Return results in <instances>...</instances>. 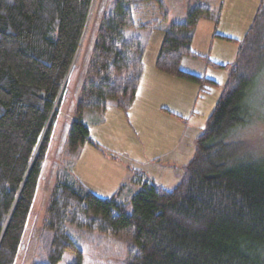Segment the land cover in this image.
Wrapping results in <instances>:
<instances>
[{
    "label": "trees",
    "instance_id": "16d2710c",
    "mask_svg": "<svg viewBox=\"0 0 264 264\" xmlns=\"http://www.w3.org/2000/svg\"><path fill=\"white\" fill-rule=\"evenodd\" d=\"M93 1L0 0V264L16 260ZM139 8L137 0H113L100 23L68 135L71 158L92 144L84 116H102L111 101L126 112L135 100L145 43L125 33ZM200 20L217 25L219 12L192 8L171 24L154 68L208 94L217 83L181 69L185 58L222 68L191 49ZM218 38L240 44L236 60L176 186L166 190L135 171L136 192L126 198L121 186L100 198L58 174L43 222L47 248L35 264H59L66 253L83 264L67 226L132 242L125 264H264V159L242 154L236 138L255 117L247 103L264 69V0L240 42Z\"/></svg>",
    "mask_w": 264,
    "mask_h": 264
},
{
    "label": "rangeland",
    "instance_id": "374dc122",
    "mask_svg": "<svg viewBox=\"0 0 264 264\" xmlns=\"http://www.w3.org/2000/svg\"><path fill=\"white\" fill-rule=\"evenodd\" d=\"M112 1H93L75 66L67 80L57 113L52 121L45 159L14 264H35L47 248V234L43 231V222L51 190L56 176L60 173L66 174L70 182L84 187L90 193V190L94 192L107 190L111 188L112 174L109 168L104 167L106 162L104 158H115L114 160L127 164L131 170V177L133 172L138 171L131 169L134 164L132 158L121 157L120 153L126 151L138 157L159 159L157 164L161 167L157 170L160 172L157 170L153 172L160 173L161 177L152 175L151 168L146 171L157 177V184L166 190L176 186L183 176L180 177L181 169L174 172L176 178H173L172 171L166 166L172 161L178 167L179 163L187 160V154L190 155L192 146L193 154L192 142L205 129L206 121L229 79L240 44L218 38L210 45L207 39L211 34L207 30V25L210 26L209 21L200 20L208 24L195 28L194 45L191 49L197 52V55L208 58L222 68L215 69L204 61L185 58L181 64L182 71L194 76H202L206 72V77H202L218 85L208 94L200 93L195 103L194 97L191 96L192 92L189 94L190 89H187L188 84H194L166 76L154 68L164 32L171 24L185 21L190 9L205 4L213 6L216 2L219 4V8L215 9L219 12V24L213 26L214 29L216 28L214 33L217 37H228L240 42L260 4V0H137L140 8L132 14L134 28L125 33L126 38H137L145 43L142 60L144 71L133 102L134 106L129 111L122 112L111 101L108 102L102 116L97 114L84 116L83 120L92 144H85L75 154L76 158H71L67 154V143L76 113V104L80 99L92 59L98 28ZM141 24L146 27H140ZM172 82H178L180 86L170 84ZM247 104L251 107L252 113L255 112V117L249 126L238 131L236 138L242 142V154L252 160L264 159V69L258 76L256 85L253 84L249 91ZM161 108L174 110V114L177 115H179L177 112L182 113L183 120L175 116L158 115L156 111H160ZM191 108L196 114L190 115ZM131 113L135 114L133 118ZM143 113L145 115L142 118L148 120L147 124L139 122V114ZM177 121L180 123L178 126ZM94 149L99 150V156ZM94 153H97L95 157ZM191 159L192 157H189L187 164ZM129 185H132L131 180L126 184L127 187L124 185L123 192L126 193L127 189L136 186ZM66 231L83 252V264H125L130 255V245L135 247L132 242L126 240L72 226H67ZM65 256L67 258L59 264H71L73 256L67 253Z\"/></svg>",
    "mask_w": 264,
    "mask_h": 264
},
{
    "label": "crops",
    "instance_id": "0c3cea01",
    "mask_svg": "<svg viewBox=\"0 0 264 264\" xmlns=\"http://www.w3.org/2000/svg\"><path fill=\"white\" fill-rule=\"evenodd\" d=\"M198 7V6H197ZM200 8H204V9H208V10H210V11H215V9H217V8H219V4L218 3H216L215 2V4L213 5V6H210V5H207V4H205V6H199ZM200 22V23H199ZM198 23H197V26H196V29L197 28H199V26H202V25H204V24H210V26L209 25H207L208 26V32L209 33H211L208 37H207V39H208V43L210 44V45H212V44H214V41L215 40H218V37H217V35H216V33H214L215 32V30H216V28L214 29L213 28V26H214V23L213 22H211V21H209L208 23H203L202 21H199ZM199 24V25H198ZM219 24V20H218V23H217V25ZM194 35H195V33H194ZM194 35H193V38H192V43H191V48L193 49V45H194ZM223 37V36H222ZM220 39V38H219ZM205 43H207V41L205 40ZM194 53H197V52H195L194 50H192ZM185 60V59H184ZM184 60H182V62L184 61ZM182 62H181V64H182ZM206 69H207V67H206ZM144 71V70H143ZM207 71V70H206ZM206 75V72H205V74H203L202 76H205ZM142 76H143V74H142ZM206 77V76H205ZM141 79H142V77H141ZM140 83H141V80H140ZM140 83H139V86H140ZM170 84H173V85H175V86H180L179 85V83L178 82H172V83H170ZM186 84H188V83H186ZM139 86H138V89H137V92H138V90H139ZM184 90H185V88H183ZM187 89H190V91H189V94L192 92V94H191V96L192 97H194V101H195V103L197 102V100H198V97H199V94H200V92H199V88H197L196 86H194V85H190V84H188L187 85ZM137 92H136V94H137ZM166 94H167V92H166ZM132 106H134L133 104L131 105V107L128 109V111L132 108ZM174 110H167L166 108H161L160 109V111L158 110V111H156V113L158 114V115H164V116H175V117H178L180 120H183V117H182V113H179V112H177L179 115H177L176 113L174 114V112H173ZM128 114H129V116H130V113L128 112ZM194 114H196V113H194V110H193V108H191L190 109V115H194ZM134 113L132 114L131 113V117L133 118L134 117ZM145 115V113H143V114H139V122L140 123H143V124H147L146 123V121H148V120H143V116ZM181 115V116H180ZM130 117V118H131ZM178 123H177V126L180 124L179 123V121H177ZM180 128H181V125H180ZM189 144H190V146H191V142H189ZM192 144H193V142H192ZM91 147H93V146H91ZM193 147V146H192ZM192 147L190 148V155H189V153L187 154V160H183L181 163H179V166L178 167H176V164H173L172 163V161L170 162V165H168V166H166V167H168V169L170 170V171H172L171 172V176L174 178H176V176L174 175V172L175 171H178L179 169H181V172H183V170H184V168H185V165L187 164V161H188V159H189V157L191 158L192 157ZM94 150H96V152H98V156H99V150L98 149H94ZM139 152H142L141 150H138ZM91 154H93V152L91 153ZM122 156L121 157H127V159H129V157L130 158H132V162L134 163L133 165H132V170H138V171H141L142 173H144L145 174V176L146 177H148L151 181H153L155 184H157L158 182H157V177L155 178L154 176H158L159 174H157V173H155V172H153V171H155V170H157L159 167H161L159 164H157L160 160L159 159H156L155 157H153V158H146V156H141V157H138L137 155H134V154H131V153H128V152H126L125 151V153H120ZM97 155V153H94V157ZM105 160L104 161H106L105 162V164H104V167H107V168H109L110 170H111V174H112V178H110L111 180H110V183H112L111 184V188L110 189H107V190H102V191H97V192H94V191H92V190H90L91 191V193L93 194V195H95V196H97V197H100V198H109L110 196H112L117 190H118V188L119 187H121V186H126V184L128 183V182H130V178H131V170H130V167H128V165L127 164H124V163H120V162H118L117 160H114L115 158H108L107 157V159L106 158H104ZM101 164V163H100ZM169 164V163H168ZM148 168H151L150 170H151V174L152 175H154V176H152V175H150V174H148V172L146 171V169H148ZM157 171H159V170H157ZM160 172V171H159ZM165 176H166V174H165ZM181 176V175H180ZM159 177H161L160 175H159ZM160 181V180H159ZM133 185V184H132ZM132 185H129V186H132ZM158 185V184H157ZM160 186V185H159ZM127 187V186H126ZM134 188L133 189H127V191H126V195H125V197L127 198V197H129L132 193H134V192H136L137 190H138V187H136V186H133ZM162 188H164L163 186H161ZM165 189V188H164Z\"/></svg>",
    "mask_w": 264,
    "mask_h": 264
},
{
    "label": "water",
    "instance_id": "95a60500",
    "mask_svg": "<svg viewBox=\"0 0 264 264\" xmlns=\"http://www.w3.org/2000/svg\"><path fill=\"white\" fill-rule=\"evenodd\" d=\"M42 96V95H41Z\"/></svg>",
    "mask_w": 264,
    "mask_h": 264
}]
</instances>
